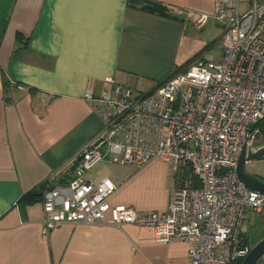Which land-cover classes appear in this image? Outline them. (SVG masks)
Masks as SVG:
<instances>
[{
	"label": "crops",
	"instance_id": "crops-1",
	"mask_svg": "<svg viewBox=\"0 0 264 264\" xmlns=\"http://www.w3.org/2000/svg\"><path fill=\"white\" fill-rule=\"evenodd\" d=\"M155 1L177 19L129 0H0V264H190L184 242H157L145 226L41 230L43 193L67 182L72 158L101 129L84 93L99 95L108 77L147 90L164 82L184 65L177 59L184 31L213 11L212 0ZM115 164L90 173L93 181L112 174L110 205L166 209L174 182L163 160ZM246 165L264 180L263 167L252 174Z\"/></svg>",
	"mask_w": 264,
	"mask_h": 264
},
{
	"label": "built area",
	"instance_id": "built-area-1",
	"mask_svg": "<svg viewBox=\"0 0 264 264\" xmlns=\"http://www.w3.org/2000/svg\"><path fill=\"white\" fill-rule=\"evenodd\" d=\"M212 2L217 58H197L148 91L108 77L99 95L84 93L101 129L72 158L67 182L43 193V233L65 223L136 224L157 242H184L190 264H241L250 250L242 227L249 214L264 217V195L236 175L241 150L262 135L264 0ZM154 158L174 182L160 212L110 205L112 174L90 179L103 162L140 167Z\"/></svg>",
	"mask_w": 264,
	"mask_h": 264
},
{
	"label": "rangeland",
	"instance_id": "rangeland-1",
	"mask_svg": "<svg viewBox=\"0 0 264 264\" xmlns=\"http://www.w3.org/2000/svg\"><path fill=\"white\" fill-rule=\"evenodd\" d=\"M239 10L240 11L244 10L242 5H240ZM207 18L208 19L204 21L201 27H196L191 24L184 31L185 33L177 50V59L184 65L181 68H179L177 71L186 69L187 66L192 64L194 61H196L197 58L215 59L218 57V53H219L218 38L222 30L211 16ZM19 87L21 88V86ZM148 88L149 87L147 86L144 87L143 85H141L136 87L135 89H138L140 91L143 90L145 91ZM258 130L260 129L258 128ZM259 132L261 133L262 131ZM261 134L262 135L256 139L254 143L255 146L264 144V134L263 133ZM251 162H252V168H247V169L248 171H252V174L255 173L256 171H259L260 168L262 167L264 168V159L251 161ZM128 165L129 164L126 165L115 164L114 166L117 170L119 169L125 170ZM247 166L250 165H245V170ZM128 167L135 168L131 165H129ZM112 171L116 174V171L114 169ZM253 175H258V174H253ZM243 226L246 230V235H247L246 240L250 248L264 238V217L255 214H249L248 221Z\"/></svg>",
	"mask_w": 264,
	"mask_h": 264
},
{
	"label": "water",
	"instance_id": "water-1",
	"mask_svg": "<svg viewBox=\"0 0 264 264\" xmlns=\"http://www.w3.org/2000/svg\"><path fill=\"white\" fill-rule=\"evenodd\" d=\"M136 8L161 17L173 20L177 19L176 16L169 12L168 7L165 4L155 0H140V3L136 6ZM261 159H264V144L248 149L243 148L238 158L236 175L238 180L246 188L264 195V180L247 173L245 170V165L248 162ZM263 256L264 238L250 248L241 264H264Z\"/></svg>",
	"mask_w": 264,
	"mask_h": 264
},
{
	"label": "trees",
	"instance_id": "trees-1",
	"mask_svg": "<svg viewBox=\"0 0 264 264\" xmlns=\"http://www.w3.org/2000/svg\"><path fill=\"white\" fill-rule=\"evenodd\" d=\"M138 3H140V0H129V4L130 5H135V4L138 5ZM181 67H179V68H181ZM178 69H176L174 72H176ZM257 126L260 129L259 131H262L261 133L264 134V120H262L260 123H258ZM44 186H45V184H44ZM41 189H42V187H39V190H41ZM49 189H51V188L49 187ZM27 193H29V192H27ZM25 195H26V199L30 198L31 200H34L35 194L34 195L33 194H29V195L28 194H25ZM23 198H25V197H23Z\"/></svg>",
	"mask_w": 264,
	"mask_h": 264
},
{
	"label": "flooded vegetation",
	"instance_id": "flooded-vegetation-1",
	"mask_svg": "<svg viewBox=\"0 0 264 264\" xmlns=\"http://www.w3.org/2000/svg\"><path fill=\"white\" fill-rule=\"evenodd\" d=\"M250 248V247H249Z\"/></svg>",
	"mask_w": 264,
	"mask_h": 264
}]
</instances>
